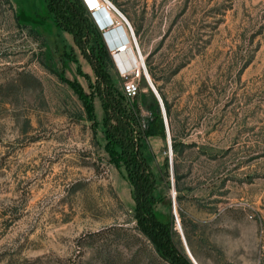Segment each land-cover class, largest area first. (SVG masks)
Here are the masks:
<instances>
[{
	"label": "rangeland",
	"instance_id": "rangeland-1",
	"mask_svg": "<svg viewBox=\"0 0 264 264\" xmlns=\"http://www.w3.org/2000/svg\"><path fill=\"white\" fill-rule=\"evenodd\" d=\"M111 1L170 106L171 128L139 70L128 103L165 129L143 143L156 211L192 264H264V0ZM45 6L0 0V264H170L104 149L93 68Z\"/></svg>",
	"mask_w": 264,
	"mask_h": 264
},
{
	"label": "trees",
	"instance_id": "trees-1",
	"mask_svg": "<svg viewBox=\"0 0 264 264\" xmlns=\"http://www.w3.org/2000/svg\"><path fill=\"white\" fill-rule=\"evenodd\" d=\"M45 2L44 13L55 21L56 26L73 36L75 44L93 68L94 90L103 110L104 149L112 164L124 168L132 187L136 229L170 264H192L179 247L171 217H164L156 211L160 199L155 195V177L143 152V143L148 137H165L159 107H155V115L143 125L138 105L128 103L122 91L114 87L108 71L112 64L111 56L81 0ZM90 43L92 45L89 46ZM80 95L86 98L82 91ZM162 100L171 128L170 106L164 97ZM88 110L93 122L94 116L89 106ZM172 148H177L175 138H172Z\"/></svg>",
	"mask_w": 264,
	"mask_h": 264
},
{
	"label": "built area",
	"instance_id": "built-area-1",
	"mask_svg": "<svg viewBox=\"0 0 264 264\" xmlns=\"http://www.w3.org/2000/svg\"><path fill=\"white\" fill-rule=\"evenodd\" d=\"M82 1L93 23L101 32L114 66L123 79V95L126 99H134L140 92L139 81L136 79L139 72L132 68L129 50L133 47L138 56L139 50L129 21L111 0ZM121 67L126 70L121 72ZM142 72H146L144 67Z\"/></svg>",
	"mask_w": 264,
	"mask_h": 264
},
{
	"label": "bare ground",
	"instance_id": "bare-ground-1",
	"mask_svg": "<svg viewBox=\"0 0 264 264\" xmlns=\"http://www.w3.org/2000/svg\"><path fill=\"white\" fill-rule=\"evenodd\" d=\"M87 1H89V0H87ZM132 29H133V28H132ZM134 37H135V35H134ZM135 40H136V39H135ZM136 43H137V42H136ZM137 47H138V45H137ZM138 50H139V48H138ZM129 53H130V60H131L132 67H137L138 72H139V70L142 72V68H143V67H144L145 70H146L145 65H144V64H141V63L139 62V60L142 58L140 50H139V56H138V54L136 53V51L134 50L133 47H130ZM121 69H122V70H126V69L123 68V67H121ZM143 75H144V78H145L146 82L148 83L149 87H150L151 90H152V87H153V86H152V84H151L150 81H149L148 74H147V70H146L145 74H143ZM154 90H155V89H154ZM155 92H156V91H155ZM156 94H157V92H156ZM157 95H158V94H157ZM158 97H159V96H158Z\"/></svg>",
	"mask_w": 264,
	"mask_h": 264
},
{
	"label": "water",
	"instance_id": "water-1",
	"mask_svg": "<svg viewBox=\"0 0 264 264\" xmlns=\"http://www.w3.org/2000/svg\"><path fill=\"white\" fill-rule=\"evenodd\" d=\"M152 91H153V93L155 94L156 98L159 101V104H160V107H161V110H162V113H163V117H164V115H165V109L162 106L163 105L162 99H161V97L160 98L158 97V95L156 94V92H155V90H154L153 87H152ZM165 124H166V131H167V134H168V126H167V123H166V116H165ZM168 144L171 147V142H170L169 135H168Z\"/></svg>",
	"mask_w": 264,
	"mask_h": 264
}]
</instances>
